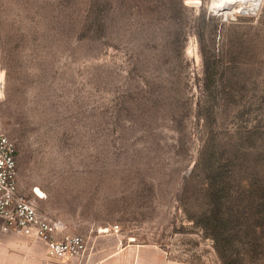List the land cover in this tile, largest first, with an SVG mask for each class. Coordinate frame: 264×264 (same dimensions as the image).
Masks as SVG:
<instances>
[{
  "label": "rangeland",
  "instance_id": "rangeland-1",
  "mask_svg": "<svg viewBox=\"0 0 264 264\" xmlns=\"http://www.w3.org/2000/svg\"><path fill=\"white\" fill-rule=\"evenodd\" d=\"M0 132L70 233L222 264L185 207L207 161L264 192V0H0Z\"/></svg>",
  "mask_w": 264,
  "mask_h": 264
},
{
  "label": "trees",
  "instance_id": "trees-1",
  "mask_svg": "<svg viewBox=\"0 0 264 264\" xmlns=\"http://www.w3.org/2000/svg\"><path fill=\"white\" fill-rule=\"evenodd\" d=\"M205 168L210 180L194 197L201 204L193 217L185 207L186 217L213 241L222 264H243L249 253L258 254L264 248V192L228 188L217 180L221 178L217 166L207 161Z\"/></svg>",
  "mask_w": 264,
  "mask_h": 264
},
{
  "label": "built area",
  "instance_id": "built-area-1",
  "mask_svg": "<svg viewBox=\"0 0 264 264\" xmlns=\"http://www.w3.org/2000/svg\"><path fill=\"white\" fill-rule=\"evenodd\" d=\"M16 144L0 132V218L2 230L43 242L52 259L81 258L87 251L83 235L70 233L66 224L41 213L20 193Z\"/></svg>",
  "mask_w": 264,
  "mask_h": 264
},
{
  "label": "crops",
  "instance_id": "crops-1",
  "mask_svg": "<svg viewBox=\"0 0 264 264\" xmlns=\"http://www.w3.org/2000/svg\"><path fill=\"white\" fill-rule=\"evenodd\" d=\"M0 218V264H196L170 258L156 247L123 244L114 234L86 239L87 251L81 258L52 259L40 240L2 230Z\"/></svg>",
  "mask_w": 264,
  "mask_h": 264
},
{
  "label": "bare ground",
  "instance_id": "bare-ground-1",
  "mask_svg": "<svg viewBox=\"0 0 264 264\" xmlns=\"http://www.w3.org/2000/svg\"><path fill=\"white\" fill-rule=\"evenodd\" d=\"M260 0H229V3L235 8L236 6H245L246 9L255 10Z\"/></svg>",
  "mask_w": 264,
  "mask_h": 264
}]
</instances>
